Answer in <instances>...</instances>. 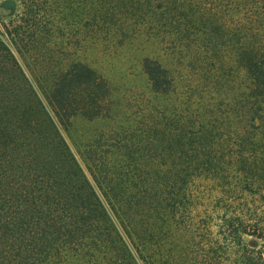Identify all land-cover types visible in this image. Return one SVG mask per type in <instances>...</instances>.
<instances>
[{
	"label": "rangeland",
	"instance_id": "1",
	"mask_svg": "<svg viewBox=\"0 0 264 264\" xmlns=\"http://www.w3.org/2000/svg\"><path fill=\"white\" fill-rule=\"evenodd\" d=\"M24 5L0 0V37L42 103L43 92L76 63L97 78L67 97L74 114L66 131L49 112L64 146L16 78L17 66L0 65V127L24 134L23 143L0 141L2 154L22 156L18 150L28 148L29 180L35 185L42 177L36 194L51 202L73 201L75 161L106 213L86 210L79 234L90 236V248L83 259L67 252L48 264H91L84 259L100 253L98 242L117 238L108 233L112 224L128 246L129 237L139 242V264H242V251L264 261V239L257 237L264 235V110L256 113V99L247 98L251 84L235 52L238 43L213 45L188 33L183 41L172 39L160 18L158 24L118 15L109 32L99 31L76 3L64 15L40 12L35 18L23 15ZM11 22L19 29L16 43L5 31ZM145 58L164 68L166 89L152 85ZM145 189L157 193L146 198ZM138 197L147 206H136ZM240 226L251 233L236 235Z\"/></svg>",
	"mask_w": 264,
	"mask_h": 264
},
{
	"label": "trees",
	"instance_id": "2",
	"mask_svg": "<svg viewBox=\"0 0 264 264\" xmlns=\"http://www.w3.org/2000/svg\"><path fill=\"white\" fill-rule=\"evenodd\" d=\"M24 1L23 15L31 18L37 17L40 12L42 15L46 12L48 15L58 13L64 15V10L76 3L78 9L84 14L82 18L87 16L86 22L98 24L97 30L99 31L109 32L108 24L119 15L134 17L137 20L147 19L149 21L151 18V22L154 21L158 24L161 20L160 27L165 30L167 27L166 32H173H168L173 34L172 39L180 41L184 40L185 33L201 36L203 40H206L204 41L206 43L222 44L224 47H226L224 44L232 45L234 41L238 43L235 49V52H239L238 61L246 68V74L251 84V95L247 98L256 99V113H259V110H264V106H261V103L264 105V0H22V2ZM7 4H11V2ZM88 10L92 14L85 15ZM28 26L29 24H27ZM32 27L31 33L36 34L37 31ZM189 28L191 29L189 30ZM17 29V24L13 22L6 25L5 28L9 39L14 43H16L14 36L18 34L19 30ZM214 39L220 41L214 42ZM247 52L252 54L249 55ZM253 52L263 53L253 54ZM6 62L14 63L17 66L14 72L19 75L16 78L20 80L19 82L25 90L31 91L37 112L50 122L57 138L65 146V141L57 129L53 117L66 131V124L70 121L69 117L74 114V108L67 102V97L72 91L94 84L97 81L95 72L81 63L74 64L62 73L60 81L57 80L54 87L47 90L48 92H43L47 102L45 105L27 81L15 56L0 37V65ZM144 67L152 85L156 89H166V80L163 79L164 68L149 58H145ZM1 72L3 74L5 70L1 68ZM6 74L11 77V73L8 71ZM96 85L100 87L98 83ZM246 104L255 105L254 101L252 103L248 101ZM27 111L30 112V109ZM49 112H52L53 117ZM241 114H244V110H241ZM34 125L38 126L36 122ZM6 129V126L0 127V141L4 143V146L10 142L23 143L24 134L20 132V129L14 128L9 131ZM18 151H23V155L2 154L0 148V264H48L53 257H62L67 252L76 255L77 259H83L90 248V245H85L86 239H89L90 236L86 238L83 233L79 234L89 218L88 212L85 215L86 210L92 211L93 208H97L96 212L106 214L103 209L99 210L104 207L93 186L83 174L80 166L74 161L79 172H74V179L77 178V181H72L75 189L72 195L74 196L73 201L69 200L68 202L64 199L65 196L62 199L54 200V202L43 200L36 194L37 186L44 183L42 177L35 185L32 180H29L26 165L28 163L31 167V151L25 147H21ZM205 164L206 161H203L202 158L197 164L202 172L207 169L206 166H203ZM3 178H5V182H2ZM34 178L38 181V177ZM170 184L171 181L167 182L168 187ZM151 190L145 189L143 197L150 198L157 193L153 194ZM134 203L136 206L139 204L147 206L145 201L139 197ZM109 227L111 229L108 228V233L112 230L117 238H114L113 235V237H106L107 241L98 242V246L101 247L100 253L93 254L92 258L84 259V261L91 264H103L104 261L106 264H139L138 259L144 258L139 242L129 237L131 239L130 247L113 224ZM240 227H233V231H237L236 235L251 233L247 228L240 229ZM257 237L264 239L263 234H259ZM239 240H242V237ZM242 244V241L239 242V246ZM132 250L137 257L132 253ZM85 251L88 252L84 253ZM240 254L242 264H258L246 251H242ZM258 255V259H261V253ZM261 261L259 263L264 264L263 259ZM145 263L148 264V261ZM151 264H157V262L154 260Z\"/></svg>",
	"mask_w": 264,
	"mask_h": 264
}]
</instances>
